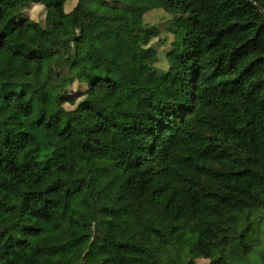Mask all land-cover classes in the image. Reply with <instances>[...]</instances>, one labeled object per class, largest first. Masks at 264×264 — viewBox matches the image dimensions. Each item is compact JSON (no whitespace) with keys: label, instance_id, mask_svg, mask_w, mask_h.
<instances>
[{"label":"trees","instance_id":"obj_1","mask_svg":"<svg viewBox=\"0 0 264 264\" xmlns=\"http://www.w3.org/2000/svg\"><path fill=\"white\" fill-rule=\"evenodd\" d=\"M2 74L0 264H264V0H0Z\"/></svg>","mask_w":264,"mask_h":264},{"label":"rangeland","instance_id":"obj_2","mask_svg":"<svg viewBox=\"0 0 264 264\" xmlns=\"http://www.w3.org/2000/svg\"><path fill=\"white\" fill-rule=\"evenodd\" d=\"M26 13L28 16L34 18V19H41L43 16V8L42 6L39 5H32L26 10ZM145 20L147 23L151 24L155 20H160L158 23L159 27V38L164 39L165 37L167 38V43L165 45H162V42H160L159 38H155L152 40V45H154L158 49V55L159 59L157 61V68L159 70L166 69L167 67V62L165 59V54L166 51L170 47V40L172 39L170 30L168 28V21L160 19V14L159 13H149L148 15H145ZM97 25V24H96ZM86 35V27L82 26L81 29L78 31V38L82 39ZM121 51L123 52L124 55L129 57L132 60H135L137 58V45L136 43L131 39L128 38V40L122 45ZM6 80V77L4 74L0 75V98L4 95L5 93V87H4V82ZM73 90H83L82 86L79 85L77 86L74 84L71 87ZM66 107H70L69 104H66ZM27 154H29V151L24 152L23 157L21 158L23 161L27 158ZM262 229H264V221L261 224ZM260 246H258L254 251V255L252 258H259L260 252L264 251V234L260 237Z\"/></svg>","mask_w":264,"mask_h":264}]
</instances>
